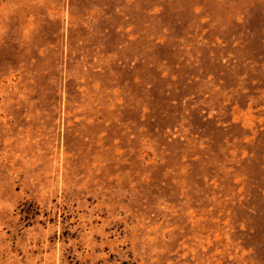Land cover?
<instances>
[{"label":"rangeland","instance_id":"rangeland-1","mask_svg":"<svg viewBox=\"0 0 264 264\" xmlns=\"http://www.w3.org/2000/svg\"><path fill=\"white\" fill-rule=\"evenodd\" d=\"M0 264H264V0H0Z\"/></svg>","mask_w":264,"mask_h":264}]
</instances>
